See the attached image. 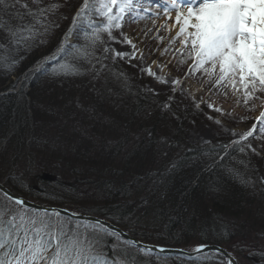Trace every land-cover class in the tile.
Wrapping results in <instances>:
<instances>
[{
	"label": "trees",
	"instance_id": "16d2710c",
	"mask_svg": "<svg viewBox=\"0 0 264 264\" xmlns=\"http://www.w3.org/2000/svg\"><path fill=\"white\" fill-rule=\"evenodd\" d=\"M59 3L44 0L36 6L32 0H4L0 4V23L18 31L24 29L15 43H9L7 30L0 29V130L6 120L14 123L12 135L0 134V182L37 204L102 217L146 243L173 248L213 244L246 264H264V183L262 171L258 172L262 159L248 145L229 148L228 140L206 145L187 141L186 116L197 112L191 106L181 112L175 104L166 109V98L146 92L143 82L129 74L126 64L115 62L104 47L98 51L105 43L96 42L93 31L90 36L94 43L87 46L92 55L85 61H74L78 71L83 70L82 76L62 70L58 75L51 67H43L30 74L32 77L26 75V87L16 89L17 82L37 61L58 49L83 0L56 9ZM24 4L27 9L22 7ZM28 11L34 16H26ZM54 16L58 21L49 23ZM42 31L58 32L57 37L36 61H31L30 54L24 53L40 40L37 37ZM86 73L91 79H82ZM68 90H72V98ZM72 107L79 112L82 107L91 108L95 114L90 116L83 110L84 116H78ZM48 111L67 116L51 119ZM68 119L79 129L71 133L69 122H65ZM92 120L100 136L91 135L95 132L89 122ZM138 121L143 126L140 130L134 128ZM159 124L164 126L161 134L172 154L160 156V162L156 160L160 139L155 132ZM168 129H174L169 137L164 136ZM57 130L69 133L74 140L55 137L53 132ZM175 130L182 132L180 138L174 136ZM116 132L125 134L127 140L111 142ZM14 146L20 151L18 155L13 153ZM95 150L98 153L92 155ZM28 158L48 159V163L56 164V170L48 166L34 170ZM77 159L83 161V168L76 169ZM65 166L69 173L63 172ZM97 175L94 186L89 177ZM65 196H74V204ZM243 222L252 226L247 228L253 236L243 234ZM106 253L114 258L109 242ZM147 259L151 261L142 262L156 264L153 257ZM128 261L143 264L141 257H128Z\"/></svg>",
	"mask_w": 264,
	"mask_h": 264
},
{
	"label": "snow or ice",
	"instance_id": "6c2138e0",
	"mask_svg": "<svg viewBox=\"0 0 264 264\" xmlns=\"http://www.w3.org/2000/svg\"><path fill=\"white\" fill-rule=\"evenodd\" d=\"M144 2L92 0V9L101 18L102 31L111 36V30L121 28L126 16L133 22L143 18L139 14L144 9L138 6ZM22 7L27 9L28 5ZM170 7L177 9L175 20L180 25L177 36L184 37L186 47L191 45L189 56L195 59L191 70L204 69L209 80L215 76L218 87L230 86L233 92H240L242 88L245 104L254 98L256 91L264 92V0H203L198 8L189 6L186 12L179 11L180 0H170ZM88 8L89 0H84L77 18ZM25 15L34 16V13L28 11ZM0 29L7 30L9 43H15L24 31L3 23ZM100 39L99 33L94 34L96 42ZM125 42L132 44L130 39ZM108 51L104 49L105 53ZM115 55L122 58L129 54L117 52ZM148 72L154 75L150 69ZM259 122L264 124V113ZM254 131L255 127L245 138L253 136ZM73 220L71 216L63 218L55 209L29 210L25 200L4 191L0 197V264H129L128 257L133 253L128 246L136 245L135 241H126L123 247L114 244V258L109 260L103 251L104 243L109 236L118 240L121 233L99 220L86 223ZM204 247L199 246L197 251L202 252ZM139 251L147 254L152 249L141 246ZM229 264L236 262L229 258Z\"/></svg>",
	"mask_w": 264,
	"mask_h": 264
},
{
	"label": "rangeland",
	"instance_id": "374dc122",
	"mask_svg": "<svg viewBox=\"0 0 264 264\" xmlns=\"http://www.w3.org/2000/svg\"><path fill=\"white\" fill-rule=\"evenodd\" d=\"M32 1L37 6L44 0ZM167 1L168 0H151L150 3L144 2L138 6L144 9V11L140 12L139 14L143 18H136L133 22L131 18H128L126 16L125 21L122 22L121 28H113L111 30V36H109L108 33H104L102 31L100 34L101 40L99 42L105 44L100 46L98 48V51L100 52L102 47H104V49L107 48L109 50L107 54H110L115 62H119V64H126L128 66L127 68L130 71L129 74H132V76H134L138 81L143 82L146 92L153 93L154 96L156 95L164 99L166 98V109H170V107L175 104V108L178 106V110H181V112H187V109L189 108V106H191L197 113L193 116H186L185 126L187 129H185V132H187V141H189L190 143H200L206 145L215 140L219 141L220 139H223V141L228 140L227 142H229V145H234L235 142L240 143L245 139L249 140L246 143L250 145L251 150L254 153H259L262 157L260 159H262L263 165L259 167L258 172L262 171L263 174L261 177V181L262 183H264V124H261L259 122L260 118L262 117V113H264V92L256 91L254 93V98L248 100L247 104H245V97L243 95L242 88L240 92H233L230 86L218 87L215 85V76L212 80H209V77L204 69L195 71L191 70L193 69V65L195 64V59L194 56H189V53L192 51L190 43L186 47L181 42L183 36L178 37L176 33L168 31L166 27H164V24L161 25L162 20L165 19V17L167 19L168 14H174L175 16L177 15V9L170 8V0L169 2ZM187 1L188 0H180L181 6L184 5L183 8L180 7V12L185 8L187 9L189 6L198 8L199 5L192 3L193 0H190L189 3H186ZM59 2L60 3L58 5H55V8L57 9L62 5L65 9L72 6V4L76 2V0H59ZM166 7L168 9L167 11H165ZM88 12H90V14L83 17L79 21L85 23V21L89 19L101 26V28L99 29H102L101 18L96 14L95 11L91 13L90 9H88ZM152 13L157 14L152 15ZM58 19V17L54 16L49 18L48 21L52 24L54 22H57ZM140 23H145L146 26L140 27ZM57 33L58 32H54L53 34H51L50 32H48V34H46L42 31V33L37 37L40 40L33 44V46L30 45L24 54H30L31 61H36L37 58L43 54L45 48L50 45L51 41L56 39ZM139 34H142V37H139ZM173 37H176V39L172 41L175 50L172 53H168L163 50L164 53H167L169 55L164 57V62H159V59L162 60L163 51L158 47L166 45V43L170 42ZM75 38L76 33H74V31L69 32L66 39L61 45V50L58 51L60 53L58 54L57 52V55L53 54L50 57H43L42 59H40L41 62L37 61V63H39L30 72L28 71L29 73L27 72L25 76L27 75V77H32L31 75L35 74V72L41 70L43 67L49 70L51 66L49 61H51L52 59L58 60L59 56L62 55V51L67 43L79 44L78 40L75 41ZM126 39H130L132 41V44L126 43ZM134 41H136L137 43H134ZM44 43H47V45H42ZM132 45H135V48H133ZM124 50L125 52L127 51L129 55L122 58L115 55V53ZM66 51L67 50L65 49V52ZM88 52L89 51L87 48L86 52L81 51V54L79 53V51L73 52L72 54L67 56L65 63L61 67V70L65 72L67 71V73L73 72L74 75H81L84 72L83 70L78 71L79 66L74 61H85L90 55H92ZM154 53H156V57H154ZM133 54L135 58H132ZM94 58H96V56H94ZM205 67L210 68L211 65H206ZM57 69L58 65L54 67L53 73L57 72V74L59 75L60 73L57 71ZM149 69L152 73H154V75H149ZM218 74L219 68L217 67L216 75ZM88 78L91 79V76L89 74L82 77V79ZM159 78H164L166 82L159 81ZM26 80V77H22L21 80L17 82L16 89H21L24 85V81L26 85ZM28 80H30V83L31 81H33L31 80V78ZM174 80H178L179 83H173ZM67 94L70 98H72V90H68ZM176 96H178L179 99L175 100ZM38 99H40V97H38ZM81 99L84 101H88V99L84 98L83 96L81 97ZM179 100L181 102H179ZM82 103L84 105H87L84 102ZM209 105H211V107H209ZM72 110L75 111L78 116H84V114L82 113L83 110L89 112L90 116L95 114V111H93V109L91 108L87 109L82 107L81 112H79L77 110V107H72ZM83 112L85 113V111ZM47 115H49L51 119L56 118L59 115L67 116L63 113L55 114L51 111H48ZM166 119L170 120V118ZM67 121L69 122L70 129H72L71 133H73L76 128L79 129L78 124L75 125V123L70 122L69 119L65 122ZM147 121L148 120L146 118V123ZM89 122L93 125V128L95 130V132L91 135H98L100 129L98 128V125L96 126V122L93 120ZM142 127L143 126L141 125L140 121L135 122L134 128L136 130H140ZM163 127L164 126H160L159 124L155 129V132L160 139L157 143V146L159 148L158 151L160 152H158V155L156 156V160L158 162H160V156H164L165 154L172 155L168 143L165 142L161 134L163 133ZM254 127L255 131L253 132V136L245 138L246 133L252 131ZM171 131L174 132V129H168L167 131L165 130L164 136H168L169 132ZM174 134L175 137L180 138L182 132L180 134L175 130ZM123 140L126 141L127 137H123ZM128 145L131 146L130 143ZM163 145H165V147L163 148L164 151L161 155V148L163 147ZM38 159L46 162V166H48L49 168H54L53 163L47 162L48 159ZM38 159L28 158V162L34 168V170L42 169L41 162L39 163ZM0 197H3V194L1 192ZM243 225L245 226V228L243 227ZM243 225L241 223V226L244 228L243 234L250 237L253 236L248 230V228L251 229L252 226L250 224H247L246 226L245 222H243ZM136 228H138L139 231L143 232L142 228L137 226ZM107 239H111V250L113 249L114 244H118L119 247H123L126 242L121 238L117 240V238L111 236L107 237ZM107 246L108 243L105 242L103 251L106 257L107 253L105 251ZM128 248L130 252L135 253L133 254V256L140 257L142 255L146 260H148L147 254H141L138 249L134 248L131 245H129ZM251 252H254V250ZM174 260L175 259L173 257H165L158 259L155 263L173 264L172 261ZM192 261L193 260L187 259V264H226L225 260L212 254L205 255L203 257V260L199 263ZM178 262L181 263L180 260ZM258 263L259 262L257 261V264Z\"/></svg>",
	"mask_w": 264,
	"mask_h": 264
},
{
	"label": "bare ground",
	"instance_id": "6f19581e",
	"mask_svg": "<svg viewBox=\"0 0 264 264\" xmlns=\"http://www.w3.org/2000/svg\"><path fill=\"white\" fill-rule=\"evenodd\" d=\"M193 1H196V2H198L199 3V5H200V3H202L203 2V0L201 1V0H193ZM199 7V6H198ZM186 12V11H185ZM175 15H173V14H170V15H167V19H165L163 22L165 23V27H166V29L168 30V31H171V32H174V33H178V31H179V27H180V25H178L177 23H176V20H175ZM163 22L161 23V24H163ZM141 25H140V27H145L146 26V24L145 23H140ZM159 24H160V22H159ZM191 30V29H190ZM189 30V31H190ZM139 37H142V34H139L138 35ZM165 38V37H164ZM163 38V39H164ZM176 39V37H173L171 40H170V42H168V43H166V45H164V46H159L158 48L160 49V50H164L165 52H168V53H172L175 49H174V47H173V42L172 41H174ZM183 40H184V37L181 39V42L183 43ZM134 43H137L136 41H134ZM164 51H163V55H162V60L161 59H159V62H164V57H166V56H168L169 54H167V53H164ZM121 52H125V50L124 51H121ZM125 53H127V51L125 52ZM154 57H156V53H154ZM159 81H162V82H166V80L164 79V78H159ZM13 127H14V123H13V121H5V124H4V127H2L1 128V130H0V134H2L4 137H6V135L8 136V133L9 134H11L12 135V129H13ZM53 135L55 136V137H57V138H60V139H67V138H70L71 139V141L72 140H74V138H72V136L69 134V133H65V134H61V133H59L58 132V130L56 131V132H53ZM114 135V140L112 139L111 140V142L112 141H117V140H123V137H126V136H124L125 134H123V136H121V134L120 133H114L113 134ZM127 135H131L130 133H127ZM110 136H108V138H109ZM53 141H56V140H58V139H56V138H51ZM0 148H1V145H0ZM14 150H13V153H16V155H18V153H20V151L19 150H17V148H16V146H14ZM39 150H43V148L42 147H40L39 148ZM100 150V149H99ZM21 151H25V150H21ZM93 154L92 155H96L97 153H98V151H93L92 152ZM28 154H30V152H28ZM71 157V159H75V157L74 156H70ZM15 159H17V158H15ZM38 159V158H37ZM18 160V159H17ZM38 162L40 163L41 162V167H42V169H44V168H46V162H44V161H42V160H40V159H38ZM56 164H54L53 163V166H54V169L53 170H56V166H55ZM17 166V165H16ZM75 167H76V169H78V168H83V166H84V164H83V161L82 160H80V159H77V162H75V165H74ZM70 167H72V165L70 166ZM68 167H64V169H63V172L64 173H66V172H70L69 170L68 171H66V169H67ZM98 178H99V175H97V176H90L89 177V181H90V183L92 184V185H94V186H96L97 185V183H98ZM66 198H67V200L70 202V204L71 205H73L74 204V201H75V199H74V196H65ZM81 200L80 201H77V205L79 204H81ZM77 205H75V206H77ZM62 209H64V210H69V211H72V213H74V214H79V215H83V216H85L84 214H82V213H80V212H78V211H76L75 209H73V208H62ZM97 219H99V220H101V221H105L106 222V219H104V218H102V217H99V216H95ZM238 264V263H237Z\"/></svg>",
	"mask_w": 264,
	"mask_h": 264
},
{
	"label": "water",
	"instance_id": "95a60500",
	"mask_svg": "<svg viewBox=\"0 0 264 264\" xmlns=\"http://www.w3.org/2000/svg\"><path fill=\"white\" fill-rule=\"evenodd\" d=\"M4 191H7L9 192L12 196L14 197H18L16 196L15 194H13L11 191H9L7 188H5L1 183H0V192H2L4 194ZM21 198V197H19ZM23 200H25L26 202V205L29 209H41V208H47V207H43V206H40V205H37L33 202H30L24 198H22ZM48 209H55V208H48ZM57 212H59L61 214V216H65V217H68L71 216L74 218V220H76L75 218H82V220H76V221H81V222H87V221H96V220H99L95 217H90V216H83V215H79V214H74L68 210H64V209H55ZM101 221V220H99ZM103 222L105 225H110L111 228L113 230H117L121 233V237H124L128 240H131V241H135L133 239H131L127 234L123 233L119 228L115 227L114 225H112L111 223L109 222H105V221H101ZM138 245V247H141V246H148L152 249L151 252H155V253H158V254H161V255H184V256H187V257H194V256H198V255H201V254H205V253H209L210 251H215L217 253H220L222 254L223 256L225 257H228V261H229V258H231L232 260L235 261V259L233 257H230L228 253H226L224 250L218 248V247H210V246H207L203 249L202 252H198L197 250L194 251V252H185L183 250H178V249H170V248H164V247H157V246H150V245H144V244H139V243H136ZM236 262V261H235ZM237 264V262H236Z\"/></svg>",
	"mask_w": 264,
	"mask_h": 264
}]
</instances>
